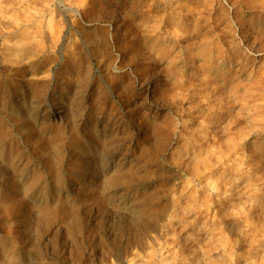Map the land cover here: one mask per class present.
Masks as SVG:
<instances>
[{"label": "rangeland", "instance_id": "rangeland-1", "mask_svg": "<svg viewBox=\"0 0 264 264\" xmlns=\"http://www.w3.org/2000/svg\"><path fill=\"white\" fill-rule=\"evenodd\" d=\"M0 264H264V0H0Z\"/></svg>", "mask_w": 264, "mask_h": 264}, {"label": "bare ground", "instance_id": "bare-ground-1", "mask_svg": "<svg viewBox=\"0 0 264 264\" xmlns=\"http://www.w3.org/2000/svg\"><path fill=\"white\" fill-rule=\"evenodd\" d=\"M15 107V106H14ZM16 114V116H17V111L15 110V112H14V115ZM19 116H20V114H19ZM22 118V117H21ZM23 119V118H22ZM21 124H20V128L21 129H25L26 128V125H27V123H26V121L25 122H23L22 120H21ZM31 126V125H30ZM19 127V126H18ZM155 130V129H154ZM33 131V130H32ZM30 133V132H29ZM157 135V134H156ZM120 144V143H119ZM21 263H23V262H21Z\"/></svg>", "mask_w": 264, "mask_h": 264}]
</instances>
